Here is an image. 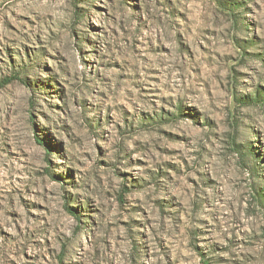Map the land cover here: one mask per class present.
Returning <instances> with one entry per match:
<instances>
[{"label":"rangeland","instance_id":"374dc122","mask_svg":"<svg viewBox=\"0 0 264 264\" xmlns=\"http://www.w3.org/2000/svg\"><path fill=\"white\" fill-rule=\"evenodd\" d=\"M0 264H264V0H0Z\"/></svg>","mask_w":264,"mask_h":264}]
</instances>
